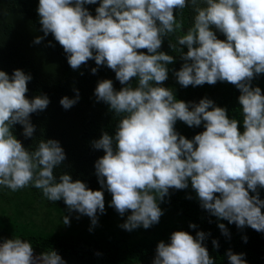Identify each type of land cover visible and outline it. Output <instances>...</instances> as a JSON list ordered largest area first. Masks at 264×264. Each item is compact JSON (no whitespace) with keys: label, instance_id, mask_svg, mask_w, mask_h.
<instances>
[{"label":"clouds","instance_id":"1","mask_svg":"<svg viewBox=\"0 0 264 264\" xmlns=\"http://www.w3.org/2000/svg\"><path fill=\"white\" fill-rule=\"evenodd\" d=\"M86 5H98L95 16ZM186 8L194 13L192 25L180 35L183 21L177 17ZM36 11L44 35L34 39L35 45L51 35L73 71L92 60L97 65L93 75L104 66L115 73L120 90L113 80L101 79L94 96L120 119L114 135L103 131L91 142L94 150L105 153L94 164L102 190H92L67 172L57 177L67 159L61 143L40 139L30 150L13 133L21 125L24 138H33L31 116L45 111L50 98H28L31 74L0 70V186L13 192L31 186L50 202L63 200L77 220L90 218V232L99 215L106 214L107 191L112 197L108 207L121 218L131 213L119 227L132 232L159 224L165 197L168 206L177 190L190 184L210 216L264 233V89L253 86L264 75V0H39ZM166 38L183 61L178 71L169 68L176 57L161 50ZM47 46L55 47L51 41ZM170 72L183 88L233 85L240 93L243 131L241 120L230 118L227 108L207 96L198 103L178 100L164 86ZM73 91L75 97L66 94L60 100L65 110L80 101L79 90ZM178 121L204 131L188 139L176 130ZM70 224L64 215L63 225ZM218 228L230 238L224 223ZM210 235L175 231L170 242L157 244L152 264H216L204 243ZM242 239L248 242L247 236ZM0 241V264H67L51 248L36 256L27 239ZM212 244L219 249L218 240ZM225 255L228 264H248L246 253L229 249Z\"/></svg>","mask_w":264,"mask_h":264},{"label":"trees","instance_id":"2","mask_svg":"<svg viewBox=\"0 0 264 264\" xmlns=\"http://www.w3.org/2000/svg\"><path fill=\"white\" fill-rule=\"evenodd\" d=\"M39 0H0V70L9 75L14 69H22L31 74L33 79L28 84L29 99L37 95L47 94L50 98L49 107L31 116L36 126L33 138L25 139L23 127L15 125L13 133L22 141L25 148L35 150L40 139H55L64 148L67 159L56 170L57 177L67 172L73 180H81L92 190H102L95 175L94 164L105 153L94 150L93 140L99 139L103 131L115 134L120 117L109 111V106L103 102L97 103L94 96L97 82L101 79H111L117 90L122 85L115 79V73L106 66L100 67L93 75L91 69L97 67L90 60L87 65L73 71L67 63L63 48L49 35L41 44L33 43L37 36H43L40 30L37 6ZM93 16L98 5H86ZM194 13L191 8L183 10V30L178 34H186L192 25ZM218 38L225 37L217 33ZM51 41L55 47H48ZM175 43V38H172ZM176 57V63L169 68L180 69L183 61L180 53L173 52L166 38L161 49ZM146 52V50H144ZM187 52V48H184ZM83 73V75H81ZM137 81L133 79L135 87ZM165 87L172 88L178 100L198 103L207 96L217 106L228 109L230 118L241 120L240 131H243L241 109L238 103L239 91L231 84L217 83L215 86L205 84L201 87H181L172 73L165 82ZM253 86L264 89V75L253 81ZM80 93V101L69 110L60 105V100L66 95L74 96L73 89ZM176 130L188 139L202 131L203 127L190 128L178 121ZM177 196H172L168 206L160 204L164 215L159 224L150 229L125 231L119 227L126 221L127 215L121 218L114 208L108 207L111 194L105 191L106 214L99 215V223L91 232V220L87 216L76 219L77 213H68L63 200L50 202L43 197L42 190L26 187L16 192L0 186V237L11 239L17 236L29 240L34 252L41 254L55 250L67 264H152L157 244L163 240L170 242V235L175 231H185L196 236L198 231L211 233L205 240L210 255L216 264H228L225 253L231 249L234 253H246L248 264H264V233H258L251 228L238 229L227 221H218L215 217L200 207L191 185L186 190H177ZM191 195V200L186 199ZM264 199V189L260 192ZM68 215L70 226L63 225V217ZM211 221V223L209 222ZM196 224L192 229L190 224ZM218 223H224L230 232V238L225 237ZM247 236L245 243L242 237ZM219 241V249H215L212 241ZM101 253L97 256L96 253Z\"/></svg>","mask_w":264,"mask_h":264},{"label":"water","instance_id":"3","mask_svg":"<svg viewBox=\"0 0 264 264\" xmlns=\"http://www.w3.org/2000/svg\"><path fill=\"white\" fill-rule=\"evenodd\" d=\"M0 242H2V241H0ZM34 254H35L36 256H39V255H40V254H38V253H35V252H34Z\"/></svg>","mask_w":264,"mask_h":264}]
</instances>
